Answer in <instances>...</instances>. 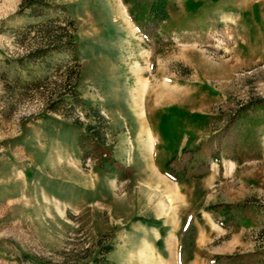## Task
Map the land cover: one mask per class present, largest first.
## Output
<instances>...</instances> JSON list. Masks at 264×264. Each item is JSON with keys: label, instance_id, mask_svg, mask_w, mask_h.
Masks as SVG:
<instances>
[{"label": "rangeland", "instance_id": "rangeland-1", "mask_svg": "<svg viewBox=\"0 0 264 264\" xmlns=\"http://www.w3.org/2000/svg\"><path fill=\"white\" fill-rule=\"evenodd\" d=\"M155 1L0 0V264H264V0Z\"/></svg>", "mask_w": 264, "mask_h": 264}, {"label": "trees", "instance_id": "trees-1", "mask_svg": "<svg viewBox=\"0 0 264 264\" xmlns=\"http://www.w3.org/2000/svg\"><path fill=\"white\" fill-rule=\"evenodd\" d=\"M166 6H167L166 0H156L153 4H151V6L149 8V12H150V14H152L153 16H155L159 19H166V17H167ZM81 140H83L82 135H80V137H79V141H81ZM79 144H82V142H79ZM98 145H101V143Z\"/></svg>", "mask_w": 264, "mask_h": 264}, {"label": "crops", "instance_id": "crops-1", "mask_svg": "<svg viewBox=\"0 0 264 264\" xmlns=\"http://www.w3.org/2000/svg\"><path fill=\"white\" fill-rule=\"evenodd\" d=\"M155 135V137H157V139H158V137H159V134H158V132H157V130H156V128L154 129V131H151V135ZM153 137V136H152ZM158 142H157V140H155V138L153 137V142H152V148H155L158 144H157ZM181 143H183V144H185L186 143V141L185 142H181ZM186 145V144H185ZM185 145L183 146V147H185ZM183 147H181L180 146V149H182ZM158 170L160 171V172H162L159 168H158ZM162 174V173H161Z\"/></svg>", "mask_w": 264, "mask_h": 264}, {"label": "bare ground", "instance_id": "bare-ground-1", "mask_svg": "<svg viewBox=\"0 0 264 264\" xmlns=\"http://www.w3.org/2000/svg\"><path fill=\"white\" fill-rule=\"evenodd\" d=\"M150 139V138H149Z\"/></svg>", "mask_w": 264, "mask_h": 264}]
</instances>
